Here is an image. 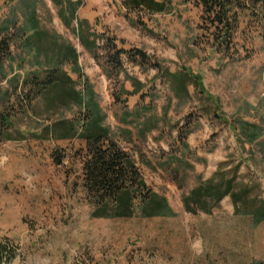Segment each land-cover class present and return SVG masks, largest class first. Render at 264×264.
I'll use <instances>...</instances> for the list:
<instances>
[{
	"label": "rangeland",
	"instance_id": "1",
	"mask_svg": "<svg viewBox=\"0 0 264 264\" xmlns=\"http://www.w3.org/2000/svg\"><path fill=\"white\" fill-rule=\"evenodd\" d=\"M33 1L42 26L77 48L79 66L66 64V72L78 89L87 83L94 90L110 137L147 185L168 198L176 215L144 217L138 193L134 217H93L84 171L88 142L80 136L0 141V237L16 248L10 264L264 260V222L257 226L251 216L235 213L229 196L210 200L207 210L185 206L192 190L223 162L224 170L239 166L237 181L258 186L255 193L264 198L261 31L251 26L244 32L248 37L226 53L214 39L219 31L184 0H173L162 13L131 11L123 0H72L81 1L74 16L67 3L61 9L53 0ZM28 6V0H0V36L11 27L12 53L6 74L0 75V99L10 92L11 102L18 99L9 79H23L39 66L22 40V10ZM82 20L89 22L97 42L92 48L78 35ZM161 68H188L202 78L206 94L192 86L178 93ZM209 104L213 114L207 113ZM85 113L79 107L62 108L53 120H78L81 132ZM26 121L23 130L35 126Z\"/></svg>",
	"mask_w": 264,
	"mask_h": 264
},
{
	"label": "trees",
	"instance_id": "2",
	"mask_svg": "<svg viewBox=\"0 0 264 264\" xmlns=\"http://www.w3.org/2000/svg\"><path fill=\"white\" fill-rule=\"evenodd\" d=\"M61 9L65 3L71 6V14L76 15L81 1L53 0ZM173 0H123L128 10L162 13L169 9ZM197 6L202 12V20L219 31L214 39L229 53L232 45L248 36L244 32L251 26L261 31L264 40V0H184ZM22 10L25 36L24 44L29 47V55L39 66L30 71L25 78L17 75L9 79L16 91L18 101L11 102L10 92L0 104V141H25L34 139H72L82 137L88 142V159L84 171L86 187L94 200L92 216L96 218L134 217L137 214L135 200L140 193L141 215L144 217H171L176 213L168 198L152 190L141 177L135 162L123 148L110 137V128L105 126V115L94 90L85 84L84 90L77 88L76 82L66 72L64 65L79 66L77 48L61 40L60 36L45 29L40 21L33 0ZM74 5V6H72ZM89 22L79 23L78 35L87 48L97 42L89 34ZM0 36V75L6 74L5 62L11 57V27ZM243 36V38H242ZM119 54L122 51L118 52ZM144 57L145 53H141ZM37 64V65H38ZM178 93H188L192 86L201 95L206 94L202 78L188 68L173 71L161 68ZM80 74V72H79ZM6 76V75H5ZM206 97H209L207 95ZM40 100V105L36 102ZM210 105V104H209ZM79 107L86 113L83 117L81 132L78 120H53L62 108ZM208 114L214 109L208 106ZM46 117V118H44ZM26 119L35 126L23 130ZM50 121L46 124L45 120ZM44 124V125H43ZM256 139V138H255ZM253 139V141L255 140ZM61 161V160H60ZM61 163V162H60ZM227 163L220 164L215 174L202 182L185 199L187 210L192 206L209 209V201L220 202L229 196L234 204L235 213L251 216L255 225L264 222V198L256 192V187L248 182H238L237 171L224 170ZM235 173L234 175L232 173ZM16 255L12 242L0 237V264H10ZM254 264H264L257 260Z\"/></svg>",
	"mask_w": 264,
	"mask_h": 264
}]
</instances>
